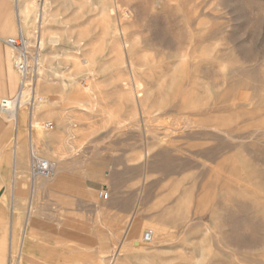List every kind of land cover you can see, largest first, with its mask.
I'll list each match as a JSON object with an SVG mask.
<instances>
[{
  "label": "rangeland",
  "instance_id": "374dc122",
  "mask_svg": "<svg viewBox=\"0 0 264 264\" xmlns=\"http://www.w3.org/2000/svg\"><path fill=\"white\" fill-rule=\"evenodd\" d=\"M154 2L47 0L39 27L40 0H19L28 45L44 41L33 123H53L33 129L34 148L57 170L35 180L29 264H111L116 251L119 264H264V0H161V19L150 14ZM133 16L147 30L137 32ZM27 103L14 218L9 200L0 225L3 264L17 263L30 195ZM0 133L3 194L10 122ZM79 153L124 158L102 171L126 167L133 178L121 187L125 209L103 207L95 222L79 216V194L57 184L63 170L94 163Z\"/></svg>",
  "mask_w": 264,
  "mask_h": 264
},
{
  "label": "crops",
  "instance_id": "0c3cea01",
  "mask_svg": "<svg viewBox=\"0 0 264 264\" xmlns=\"http://www.w3.org/2000/svg\"><path fill=\"white\" fill-rule=\"evenodd\" d=\"M17 8L18 17L20 16L19 12L21 10L24 11L25 14H27L25 6L19 7V0H0V128L6 126L7 122H10L9 143L12 146V166L11 176L9 178L11 184L10 192L1 194L2 187L0 186V225L4 224L7 219V208L9 207V200L11 203L10 219L11 222H13V208L15 199L18 198L17 193L19 192L20 186L17 173L18 165L20 163L19 139L21 138L22 133L21 131L23 125V113L22 109L18 108V110L16 109V111H14V114L12 115L11 110L6 108L5 106V101L14 98L17 95L18 90L14 94H12L17 85L15 74L13 72V68L15 67V51L3 42L5 38L13 36L14 33H17L18 23L15 16ZM14 69L16 70L17 74H19L17 69ZM33 108L34 107L32 106V110H30L29 112V119L31 116L33 119ZM3 136L4 135L0 133V139ZM93 155L94 156H92L91 153H79L75 158L79 162L92 160L94 163L89 165L85 164L84 166L79 164V168L77 169L63 170L61 172V178L59 179L57 184L61 186L64 191L69 190V196L78 193L79 197L77 200V204H75L76 206L74 205L73 208L79 209L78 214L80 217H82L83 215V218L85 219L84 221H86L87 219H92L95 222V219L101 216L103 207H105L110 212V214H116L120 212V210L126 208L127 205L121 200V193L123 192L121 191V187H123L128 183L129 180L133 178L127 175L126 167H114L113 170L105 173H103L102 171V162L104 164L109 163L110 165L115 166L116 161L124 160V158H119V156L112 155L100 157L98 155L96 156V153H94ZM72 159L74 158L71 157L65 160ZM35 180L31 181L30 195L26 206L25 217L21 223L20 237L18 238L19 249L16 259L17 264L22 263V258H25L27 264H29V254L34 247L32 239V225L34 224V215L32 212V196L35 187L41 185ZM104 182L108 184L107 188L109 195L107 200L102 201L100 197L96 195V192L100 188L105 186ZM11 245L13 247V239H10V250ZM16 260L14 262H16ZM12 263L13 262L10 260L9 264ZM0 264H3L2 260H0Z\"/></svg>",
  "mask_w": 264,
  "mask_h": 264
},
{
  "label": "built area",
  "instance_id": "2783aa9c",
  "mask_svg": "<svg viewBox=\"0 0 264 264\" xmlns=\"http://www.w3.org/2000/svg\"><path fill=\"white\" fill-rule=\"evenodd\" d=\"M19 22V20H18ZM5 44L10 46L15 51V68L19 73V87L17 91L16 98L20 91L24 87L32 88L34 83L33 71L37 65L39 59V51L38 47L34 44V46H29L27 48V38L25 37L22 29L18 25L17 33L15 36L7 37L3 40ZM34 98H29L28 100V108L32 110ZM40 127L45 130H52L53 123L52 121H43L38 124L33 123L32 116L29 119L28 128H29V173L31 180H35L37 177H46L52 178L56 175V165L50 159L39 156L34 148L33 142V129L36 127ZM100 195L104 198L107 197V194L102 190ZM152 239V231L148 230L143 234V240L146 242L151 241Z\"/></svg>",
  "mask_w": 264,
  "mask_h": 264
},
{
  "label": "bare ground",
  "instance_id": "6f19581e",
  "mask_svg": "<svg viewBox=\"0 0 264 264\" xmlns=\"http://www.w3.org/2000/svg\"><path fill=\"white\" fill-rule=\"evenodd\" d=\"M114 1V0H113ZM154 1V0H153ZM155 5H156V7L155 6H153L152 7V10L154 9L155 10V12H153V11H150V14L153 16V15H156V16H159L160 17V19H161V0H155ZM154 5V4H153ZM46 6H47V0H40V7H39V10H37V11H39L37 14H36V18H35V20H36V22H37V24L39 25V27L40 26H44L45 25V23L47 22V19H48V16H49V13H48V10L46 9ZM152 12V13H151ZM20 14V19H22V24L24 23L25 24V21H27V15L25 14V12L24 11H22L21 10V12H19ZM130 13V12H129ZM149 14V15H150ZM149 18H151L150 16H148ZM135 18V19H134ZM136 18L137 17H135V16H133V18H132V20H131V25L132 24H138L137 22H138V20L136 21ZM147 22V21H146ZM145 21H144V23H146ZM161 22V21H160ZM143 23V22H142ZM141 23V24H142ZM143 23V24H144ZM140 24V21H139V24L137 25L138 27H136L135 25V27H136V31L137 32H142V31H145V30H147V28H146V26H144V25H141ZM21 28V27H20ZM22 29V28H21ZM120 31V30H119ZM149 31V30H148ZM22 32H23V30H22ZM121 32V31H120ZM147 32V31H146ZM24 33V32H23ZM125 34V33H124ZM25 35V34H24ZM48 39H49V41L50 42H53L54 41V37L52 36V35H50L49 37H48ZM48 42V41H47ZM131 43V42H130ZM129 43V44H130ZM43 44H44V41L43 40H40L38 43H37V45H38V48H40V47H42L43 46ZM135 44H137V43H135ZM36 45V44H35ZM26 46H27V48L30 46V45H28V39H27V43H26ZM125 46H127V45H125ZM136 45H134V44H132L131 43V45L128 47V52H131V55H130V57H131V59L132 60H134V58L135 57H133L134 55H133V52H134V50H136ZM139 49V48H138ZM40 58H41V55H39V59H38V62H37V65H36V67H35V69H34V71H33V78L35 79V74H36V72H37V75L39 74V76H40V74H42L41 73V71H39V73H38V69H39V65H40ZM136 59V58H135ZM137 60V59H136ZM140 60H143V59H140ZM145 60V59H144ZM15 62H16V60H15ZM41 66V65H40ZM42 68V67H41ZM128 68H129V70L130 71H133V66L131 65V63H129L128 64ZM138 73V72H137ZM132 74H133V72H132ZM38 76V77H39ZM38 77H36V81H37V79H38ZM132 77H133V75H132ZM42 78V77H41ZM36 85V84H35ZM35 85H33L32 86V88L30 89V88H28V87H24L21 91H20V93H19V95H18V98H16V96L14 97V98H12V99H9V100H6L5 101V106H6V108H8L9 110H11V114L13 115L14 114V111H16V109L18 110V108H21V106H22V104L23 103H25L26 101H28L29 99L28 98H30V96H32L34 93H35ZM136 85L138 86V87H140L141 85H142V83L139 81V80H137L136 81ZM136 96L137 97H140V96H142V94L141 93H138V94H136ZM32 98V97H31ZM16 114V113H15ZM14 118V117H13ZM12 118V119H13ZM13 124V123H12ZM15 129V128H14ZM14 136V135H13ZM28 140H29V135H28ZM34 142V141H33ZM31 181H33V180H31ZM20 251V250H19ZM123 252V251H122ZM127 254V253H126ZM119 256V253H118V251H116V252H114L113 254H112V256L110 257V263L111 264H115V262L116 263H118L119 264V260L121 259V258H119L118 257ZM123 256V255H122ZM22 257V256H21ZM124 257V256H123ZM22 263L21 264H27V262H26V260H25V258H22V261H21ZM14 264H17V263H14Z\"/></svg>",
  "mask_w": 264,
  "mask_h": 264
}]
</instances>
